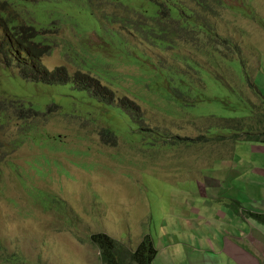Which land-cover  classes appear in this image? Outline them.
Instances as JSON below:
<instances>
[{"label":"rangeland","instance_id":"1","mask_svg":"<svg viewBox=\"0 0 264 264\" xmlns=\"http://www.w3.org/2000/svg\"><path fill=\"white\" fill-rule=\"evenodd\" d=\"M163 1L177 25L163 23L154 0H0L11 27H34L52 46L48 66L73 73L67 82L8 84L46 112L37 122L59 136L43 125L0 177V264H105L95 232L124 252L151 234L155 264H190L182 252L211 235L201 209L211 200L212 159L193 175L200 163L186 157L204 155L203 142L180 137L207 127L216 135L217 119L241 114L239 89L252 102V83L264 95V0H200V44L186 32H196V17L182 5L195 9L198 0ZM4 26L0 19V43L9 37ZM84 74L114 89L115 103L139 107L129 106L131 115L77 86ZM225 122L218 126L228 135ZM237 145L244 162L264 160L263 142Z\"/></svg>","mask_w":264,"mask_h":264},{"label":"trees","instance_id":"2","mask_svg":"<svg viewBox=\"0 0 264 264\" xmlns=\"http://www.w3.org/2000/svg\"><path fill=\"white\" fill-rule=\"evenodd\" d=\"M159 6V5H158ZM184 6V5H183ZM162 7V8H161ZM159 6V17L166 20L172 16L169 10L164 6ZM188 9L191 15L196 17L197 30L186 31L187 33H195L200 35L202 17L198 10ZM163 9H167L168 13ZM182 13H179V15ZM0 19L5 22V28L8 29L9 37L0 43V177L6 172L7 168L12 169L14 160L12 155L19 147L22 146L29 138L36 137L42 132L39 122L34 123L35 119L41 118L46 112L42 109H37L32 103L26 104L25 97L11 90L7 86L6 77L16 79L18 83L31 81L36 85L40 81L48 83L67 82L69 80L68 70L66 67H59L51 71L43 63L45 54L52 52V46L46 45L42 41L37 40V31L31 26L11 27L8 21L1 15ZM170 19V18H169ZM171 20V19H170ZM173 21V20H171ZM177 22V21H174ZM179 28V31L182 29ZM196 38H192L194 42ZM15 41L18 42L19 48L14 49ZM224 43H228L227 39H222ZM27 52V60L25 62H14L13 56L21 51ZM5 56L8 60L5 59ZM19 69L20 72H16ZM240 80L236 78L237 82ZM77 86L86 87L95 96L113 102L115 104L114 90L103 84L97 77L84 74L77 76ZM242 82V81H241ZM244 84V82H242ZM248 83V82H246ZM253 84V83H252ZM251 86L256 90L258 96L257 102L249 101L242 89H239V104L241 105V114L224 118L218 121L215 125L216 135L211 134L212 140H233L234 142L242 141H260L264 143V128L258 123L262 120L264 124V95L256 86ZM123 100V99H122ZM260 101V103H259ZM122 108L133 115V111L128 107L138 108L139 106L134 101H123ZM234 107V106H233ZM236 109V107H234ZM54 108L50 107V111ZM140 109V108H139ZM252 114V116H250ZM226 122L221 126L230 134L221 133V128L218 126L220 122ZM251 121H256L253 123ZM210 138V139H211ZM183 141H191V139H183ZM13 172V170L11 171ZM1 186V183H0ZM251 217L258 222L264 223V214L252 213ZM91 240L100 249L101 259L105 264H153L155 257L158 254L151 234H144L140 243L132 251L124 252L119 248V242L105 232H95L91 235Z\"/></svg>","mask_w":264,"mask_h":264},{"label":"crops","instance_id":"3","mask_svg":"<svg viewBox=\"0 0 264 264\" xmlns=\"http://www.w3.org/2000/svg\"><path fill=\"white\" fill-rule=\"evenodd\" d=\"M238 143L213 141L211 151L205 153L208 155L186 157L205 166L212 159L214 171L211 200L201 209L212 233L200 236L193 251L182 252V259L189 254L190 264H264V223L251 217L252 213L264 214V160L260 164L244 162L237 153ZM197 171L192 169L193 175ZM241 183L247 185H232ZM184 194L193 196L188 190ZM186 211L194 212V205Z\"/></svg>","mask_w":264,"mask_h":264},{"label":"clouds","instance_id":"4","mask_svg":"<svg viewBox=\"0 0 264 264\" xmlns=\"http://www.w3.org/2000/svg\"><path fill=\"white\" fill-rule=\"evenodd\" d=\"M155 2H157L158 3V5L161 7V5H164L166 8L168 7V4H167V2H165V1H163L162 2V0H154ZM201 1L200 0H198V3H196L195 1H194V3H195V9H192V10H198L199 11V9H200V7H199V5H197V4H199ZM181 3V2H180ZM182 4V3H181ZM182 5H184V6H186V7H189V6H187V5H185V4H182ZM162 8V7H161ZM190 8V7H189ZM168 9V8H167ZM167 9H163L164 11H166L167 13H168V10ZM169 18H167L166 20H168ZM166 20H163V23H165L166 22ZM160 22H161V20H160ZM173 23H175L176 25H177V22H174V21H172ZM202 22V21H201ZM122 25H123V23H122ZM125 26V25H124ZM167 26H171V25H166V24H164L162 27L165 29V30H167L168 31V29H167ZM200 26H201V24H200ZM17 27V26H16ZM171 27H174V26H171ZM5 28V27H4ZM128 28V27H127ZM6 30L8 31V29L6 28ZM132 31H134L133 29H131ZM174 31H177L178 33H179V36L181 37V38H183V33H184V31L182 30V31H179V28L177 27L176 28V26H175V29H174ZM188 34V33H187ZM145 36V35H144ZM193 38H196V40H195V43L196 44H200V41H199V38H200V36H201V34L200 35H196L195 33H193ZM219 36L220 37H224L222 34H220L219 33ZM134 37H135V39H137L136 38V33H135V31H134ZM146 37V36H145ZM134 40V39H133ZM138 40V39H137ZM145 41H146V39H145ZM191 41H192V39H191ZM134 42H135V40H134ZM147 42V41H146ZM193 42V41H192ZM148 43H150V44H152V42H148ZM153 45V44H152ZM16 46L19 48V44H18V42L17 41H15V44H14V49H16ZM24 51H21L19 54H17V56H20V54H23V58L25 59V60H27V57H28V55H27V52L25 51V48L23 49ZM55 51V50H54ZM49 54H53V52H51V53H48V54H45L44 55V57H43V63L46 65V67L48 68V69H50L51 71H54V70H56V69H54V70H52L51 69V67H49L48 66V64H47V62H46V60H45V58H46V56L47 55H49ZM60 67H66L67 68V70H68V75H69V79L71 78V76H72V72L68 69V67L67 66H60ZM59 68V67H58ZM16 72H20V70L19 69H17L16 70ZM100 80V79H99ZM6 81H7V86H8V84H9V82L11 81V82H13L15 85H16V79H12V78H10L9 76L8 77H6ZM100 81H102V80H100ZM235 82V81H234ZM32 83V85L33 86H35L36 84L35 83H33V82H31ZM103 84H105V85H107L106 83H104L103 82ZM108 86V85H107ZM9 87V86H8ZM110 87V86H109ZM10 88V87H9ZM11 90H13V91H16V92H18V93H20V94H22L21 93V90L20 91H17V90H14V89H12V88H10ZM19 89V88H18ZM114 90V89H113ZM116 98V97H115ZM125 100V98H123V100L122 101H124ZM126 101V100H125ZM127 101H133V100H127ZM115 104H117V103H115ZM117 105H120V104H117ZM45 117H44V115H42V117L40 118L41 120L42 119H44ZM39 119V118H38ZM38 119H35L34 120V123H37V120ZM220 120H222V119H217V121H220ZM44 124H40L39 126L42 128V126H43ZM45 126V128H46V130H47V134H48V136L49 135H51V132L49 131V128H48V126L47 125H44ZM208 128V127H207ZM207 128H206V130L205 131H203V132H200V134H197V136H198V138H196V136L195 137H192V136H186V137H180V140H183V139H191V141H196V140H200V141H202L203 142V145H202V150H200V152H205V153H209L211 150L210 149H212V143H213V141H217V140H212V138H211V134H208L207 133ZM106 130H108V129H106ZM108 134L110 135V130H108ZM204 134V135H203ZM52 137H58L59 136V134H53V135H51ZM111 136V135H110ZM112 137V136H111ZM194 138V139H193ZM211 138V139H210ZM31 138H29L24 144H26L29 140H30ZM112 140H116L115 138H113L112 137ZM227 140H230V139H227ZM222 141V140H221ZM230 141H233V140H230ZM183 142H187V141H183ZM189 142V141H188ZM234 142V141H233ZM242 142H245V141H242ZM247 142V141H246ZM234 143H238V142H234ZM24 144H22V146L24 145ZM21 146V147H22ZM20 148V147H19ZM18 148V149H19ZM17 149V150H18ZM14 154H15V152L13 153V155H12V158H13V156H14ZM202 154V153H201ZM205 155H208V154H204V156ZM13 160H14V158H13ZM15 161V160H14ZM193 163V162H192ZM17 165H19V164H17ZM200 166V164H196V165H194V166H192V169H197V170H200L201 168L199 167ZM192 169H191V171H192ZM11 173H13V172H11ZM0 190H1V186H0ZM153 238V237H152ZM142 239V238H141ZM154 241V240H153ZM140 243V242H139ZM154 244H155V242H154ZM156 246V245H155ZM119 247H121V245L119 244ZM137 247V246H136ZM157 248V247H156ZM134 250V249H133ZM158 255V254H157ZM156 258V257H155Z\"/></svg>","mask_w":264,"mask_h":264}]
</instances>
